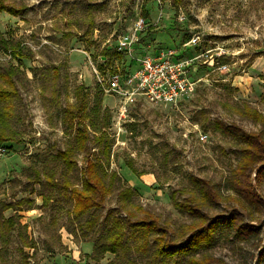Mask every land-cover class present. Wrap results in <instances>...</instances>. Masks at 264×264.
<instances>
[{
	"label": "rangeland",
	"instance_id": "obj_1",
	"mask_svg": "<svg viewBox=\"0 0 264 264\" xmlns=\"http://www.w3.org/2000/svg\"><path fill=\"white\" fill-rule=\"evenodd\" d=\"M5 1L25 8L19 15L0 11V38L10 48L19 44L27 57L15 58L0 45V74L17 67L16 93L0 111L7 112L5 132L18 139L0 153V264H185L187 258L157 256L153 237L139 248L128 233L116 253L92 252L111 225L106 217L126 215L118 191L127 186L137 191L127 207L142 205L176 237L195 219L172 199L173 192L179 200L190 195L191 175L210 180L220 193V203L203 211L229 214L236 206L241 221L260 229L243 237L223 225L213 245L193 254H210L219 264H264V174L256 185L258 202L239 203L229 183L243 145L238 129L264 134L263 124L244 113L246 105L264 113V0ZM141 18L142 29H136ZM132 32L138 41L128 55L117 43ZM170 52L194 61L188 73L195 82L192 93L172 104L144 95L126 103L104 92L88 58L104 74L110 65L124 74L137 57ZM0 85L10 83L0 76ZM80 86L88 114L99 102L109 111L113 140L110 159L94 140L85 150L102 159L106 173L119 175L87 233L85 215L79 223L68 193L49 181L81 183L86 153H78L72 170L56 158L72 139L65 111ZM143 212L138 209V216Z\"/></svg>",
	"mask_w": 264,
	"mask_h": 264
},
{
	"label": "trees",
	"instance_id": "obj_2",
	"mask_svg": "<svg viewBox=\"0 0 264 264\" xmlns=\"http://www.w3.org/2000/svg\"><path fill=\"white\" fill-rule=\"evenodd\" d=\"M24 8L8 3L5 0H0V11L19 15ZM0 45L7 49L15 58L27 57V54L20 48L19 44L10 48L6 41L0 38ZM118 55L121 56V53L118 52ZM12 69L0 74L5 81L10 83L9 87L0 85V105L1 107L5 106L3 108H6L4 102L8 101L16 93L13 77L17 74V67L14 69L15 72ZM80 88L83 89V87L80 86L76 93L77 101L68 106L65 111V120L71 132H73L72 139L66 148L56 153V158L64 163L69 170H72L78 166V153L85 152L84 164L81 168V183L73 185L67 179L60 184L54 183L52 180L49 181L60 192L68 193L69 198L74 202L72 210L74 217L78 219L79 223H81L80 217L85 215L81 227H85L86 230L84 232L87 233L92 231L99 222L100 210L104 208L106 199L119 175L115 171L110 174L106 173L102 159L90 157V154L85 150L88 142L94 140L104 156L110 159L113 140L109 137L107 131L109 111L106 108L102 109L99 102L92 109V114H88L86 111L89 104L88 95ZM245 107L244 113L264 126V113L248 105ZM6 114V111H0V145L9 147L7 142L17 143L18 139L7 134L4 130ZM86 120H88L87 123ZM92 132L94 133L93 135ZM238 134L242 138L243 145L240 149L234 173L229 181L230 187L236 194V197L232 196V198L239 203H243V201L258 202L259 196L256 185L264 174V134L262 132L243 131L240 129H238ZM128 166L136 175L143 174L132 163H129ZM108 176L109 179H107ZM190 180L191 193L185 200L177 199L176 193H172L175 206L195 216L192 222L184 224L179 229L176 237L169 232L168 227L164 226L157 216L153 215L151 211L145 210L142 205L137 204L134 209L127 207L137 192L136 189L127 186L118 191V200L124 204L126 215L115 217V215L113 216L109 213L110 215L106 219L111 221V225L103 235L102 241L95 243L92 255L100 257L107 252L116 253L123 246L124 239L128 233L136 241H139V248H142L144 244H149L151 237H153L152 245L155 247V254L163 259L181 257V259L187 258L185 264H219L220 262H217L219 259L210 254L197 257L193 253L213 245L216 233L221 226L234 228L243 237H246L243 233L248 232L259 234V227L241 221L242 213L236 206L231 208L232 212L229 214L217 213L212 215L207 211H203L205 207L214 208L220 203V193L210 180L192 175ZM138 209L144 211L140 216L137 214ZM9 221L11 222L12 219L10 218ZM24 264H30L28 259L25 260Z\"/></svg>",
	"mask_w": 264,
	"mask_h": 264
},
{
	"label": "built area",
	"instance_id": "obj_3",
	"mask_svg": "<svg viewBox=\"0 0 264 264\" xmlns=\"http://www.w3.org/2000/svg\"><path fill=\"white\" fill-rule=\"evenodd\" d=\"M143 24L144 20L141 18L136 24V29L139 27L142 29ZM136 41H138L136 32L123 34L118 39L117 48L120 52L133 55ZM88 58L100 88L106 93L122 96L126 103L133 101L135 95H144L154 103H177L195 89V82L190 79L188 73L194 61L177 59L172 52L160 56L144 54L137 57L136 69L124 74L120 70L113 69L111 65L104 74L90 55ZM7 149L8 147L0 145V153Z\"/></svg>",
	"mask_w": 264,
	"mask_h": 264
},
{
	"label": "crops",
	"instance_id": "obj_4",
	"mask_svg": "<svg viewBox=\"0 0 264 264\" xmlns=\"http://www.w3.org/2000/svg\"><path fill=\"white\" fill-rule=\"evenodd\" d=\"M135 63H136V65L134 66V68H132V69H131V71L135 70V69H136V67H137V65H138V62H135ZM116 66H117V67H119L120 65H119V64H117ZM127 70H128V69H127Z\"/></svg>",
	"mask_w": 264,
	"mask_h": 264
}]
</instances>
